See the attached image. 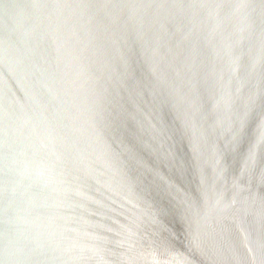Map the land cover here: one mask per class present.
<instances>
[{"label":"water","instance_id":"95a60500","mask_svg":"<svg viewBox=\"0 0 264 264\" xmlns=\"http://www.w3.org/2000/svg\"><path fill=\"white\" fill-rule=\"evenodd\" d=\"M0 264H264V0H0Z\"/></svg>","mask_w":264,"mask_h":264}]
</instances>
